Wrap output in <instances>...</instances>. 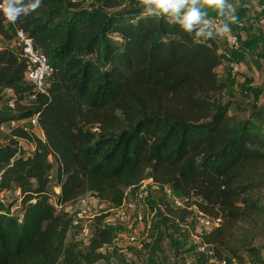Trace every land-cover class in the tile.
<instances>
[{"label": "trees", "instance_id": "obj_1", "mask_svg": "<svg viewBox=\"0 0 264 264\" xmlns=\"http://www.w3.org/2000/svg\"><path fill=\"white\" fill-rule=\"evenodd\" d=\"M143 11L138 6L111 14L41 0L35 11L21 15L16 25L53 66L47 93L38 92L29 104L22 103L34 93L25 62L14 49L0 48V103L7 88L17 98L15 110L0 108V127L39 113L44 133L18 125L0 145V191L21 190L19 198L0 203V264L96 262L106 258L100 248L114 243L116 234L103 226L104 216L96 218L84 253L68 242L72 218L51 203V154L60 202L94 191L119 205L127 187L152 176L185 198L187 207L167 206L176 229L188 223V207L221 214V226L204 232L202 240L219 258L225 251L239 264H264V240L255 245L257 232L245 233L264 218V136L242 122L241 115L252 111L245 102L227 101L219 108L214 102L227 88L216 70L224 63L222 36L204 17L190 35ZM201 27L205 34L197 37ZM0 34L13 39L1 15ZM22 140L35 145L32 152ZM163 233L159 230L148 252L149 264H159ZM198 264H208L204 254Z\"/></svg>", "mask_w": 264, "mask_h": 264}, {"label": "rangeland", "instance_id": "obj_2", "mask_svg": "<svg viewBox=\"0 0 264 264\" xmlns=\"http://www.w3.org/2000/svg\"><path fill=\"white\" fill-rule=\"evenodd\" d=\"M67 1L79 4L87 9L97 7L111 14L139 6V0H119L120 5L114 7L105 6L103 0ZM263 5L264 0H225L224 6L219 11L214 6L209 7L207 5L202 6L200 10L207 14L204 18L209 20L216 28H223L221 30H225V26H227L230 32L231 30L237 31V29L238 33L240 32L238 35L240 36L239 46H232L229 43L228 35L222 37L221 52L224 54V63L216 70L219 73V78L226 82L227 88L223 92V99L214 98L216 106L219 108L227 101L245 102L252 111L241 115L242 122H251L252 128L264 136V116L258 117L254 115L255 112H264V27L260 25V19L264 16ZM233 15L236 16V22L231 23ZM218 18L221 20L220 23L217 22ZM112 36L119 41L121 40L116 35ZM13 45V40H7L0 34V47L12 48ZM234 62H240L241 64L237 72L233 70L232 64ZM17 125L25 126L28 130H32L37 135L44 137L40 128L32 127L26 120L17 122L15 125L10 122L0 129V145H3L11 138V131ZM21 145L28 153L32 152L35 146L25 141H21ZM48 160L54 166L51 172V176L54 179L51 190L56 195L57 190H55L54 186L58 185L55 179L57 162L52 156ZM176 196L183 200L185 199L177 192ZM14 197H16L15 192H4L2 194L0 191V199L4 198L6 200L5 205L12 202ZM258 199L261 203L263 202L262 194H260ZM16 205L19 206L20 203L17 202L15 203ZM167 206L172 207L169 198L165 195L156 194L149 198L146 206L148 210L147 219L141 225L115 221L107 206L105 210L101 211L100 214L90 221L89 224L92 228L91 235L94 233V227L97 223L96 218L104 216L102 219L103 226L112 228L116 236L120 237L123 241H126L131 231L140 233L145 238L146 249L142 252L131 250L129 253H123L118 247H115L112 250H108L106 254L104 253L106 258L96 262H86L81 259L80 264H149L148 252L159 230L164 231L161 244L162 251L158 253L157 257L159 264H195L199 258L197 251L198 241L207 229L196 223L192 216L188 219L187 224L180 225V229H176L173 226V219H169ZM172 208H179V206ZM252 229H254L253 232H257V236L254 237L255 239L253 238V242L255 245H261L264 240V218L258 221L256 227L251 228L248 226L245 233L250 232ZM89 241L90 239L87 242L78 239L77 231L74 230L68 235V242H75L78 250L82 253L87 250ZM224 254L229 259V264H239L238 260L229 258V255L225 251Z\"/></svg>", "mask_w": 264, "mask_h": 264}, {"label": "built area", "instance_id": "obj_3", "mask_svg": "<svg viewBox=\"0 0 264 264\" xmlns=\"http://www.w3.org/2000/svg\"><path fill=\"white\" fill-rule=\"evenodd\" d=\"M1 3H3V0ZM262 10L264 12V5L262 6ZM0 15L2 24L13 35L12 40L14 42V45L11 49H14L17 55L25 62L26 80L34 87V93L31 95H27L22 100L23 104H29L32 100H35L37 98L38 92L47 93L50 86V77L53 74V66L51 65L47 55L40 48L35 46L33 38L25 30L19 28L15 22L13 23L6 20L3 16L2 11H0ZM217 22L220 23L221 20L218 18ZM260 25L264 27V16H262L260 19ZM216 29H218L222 37L228 35L229 43L232 46H239L240 36L230 32V30H221L223 28ZM232 65L234 72H237L241 66L240 62H234ZM16 99V95L12 89H5L4 99L0 103V108L6 106L11 110H15ZM24 120L32 125V127L41 129L39 122V113H36L35 115ZM12 123L15 125L17 122L12 121ZM4 126L5 124L2 125L0 129L4 128ZM22 127L28 130L27 127ZM50 156L54 157L52 154ZM52 177L53 176H51V178ZM2 178V168L0 167V181H2ZM54 188L55 190H57V194L53 197L51 203L58 211L66 212L72 218L68 235L72 232V230L77 231V238L86 242L89 239L91 241L93 236V233L91 235L92 228L89 224L90 221H92V219L95 218L96 215L100 214L101 211L105 210L107 206L108 211L111 212V215L113 216V219L115 221L138 225H141L146 221L148 214L146 206L148 200L156 194H162L168 197L170 200V205L172 207H187L185 204V199L183 200L182 198L177 197L176 191L170 184L157 182L152 176H147L146 178H144L138 186L127 187L125 189L123 201L119 205H113L106 200L100 199L97 193L94 191L87 192L74 201L62 203L58 200V195L61 193L60 185L54 186ZM4 192L11 191H1L2 194H4ZM13 192H15L16 197L19 198L21 196L20 189H17ZM0 203L5 204L6 200L4 198H1ZM188 208L191 210V216L194 218L196 223L206 228L207 231L221 226L223 222V216L221 214L218 216H210L196 205ZM146 245L147 244L145 242V238L142 237L140 233L131 231L128 234L126 241H123L120 237L116 236L113 245H104L100 248V251L102 253H106L108 250H112L113 248L118 247L119 250L123 253H129L131 250L142 252L145 251ZM197 251L206 256L208 264H229L228 258H219L215 247L209 243L204 242L202 238L198 241ZM195 264H198V260H196ZM246 264L254 263L247 262Z\"/></svg>", "mask_w": 264, "mask_h": 264}, {"label": "clouds", "instance_id": "obj_4", "mask_svg": "<svg viewBox=\"0 0 264 264\" xmlns=\"http://www.w3.org/2000/svg\"><path fill=\"white\" fill-rule=\"evenodd\" d=\"M40 4L41 0H29L27 4H24L23 0H3V3H0V11L3 12L6 20L14 23L21 15L26 16L35 11ZM197 4L214 6L219 11L224 6L225 0H139V7L144 10L146 16L163 17L167 23L178 24L180 29L190 35L193 28L201 24L202 17L207 15L201 12ZM234 22H236L235 15L231 17V23ZM204 23L207 24L206 21ZM225 30L229 31L227 26ZM204 34L205 28L203 27L196 32L197 37ZM207 35L210 37L212 33L209 31Z\"/></svg>", "mask_w": 264, "mask_h": 264}, {"label": "crops", "instance_id": "obj_5", "mask_svg": "<svg viewBox=\"0 0 264 264\" xmlns=\"http://www.w3.org/2000/svg\"><path fill=\"white\" fill-rule=\"evenodd\" d=\"M231 32H234L233 30H231ZM236 32H238V29H237V31ZM239 34H240V32H239ZM17 206V205H16ZM18 207V206H17Z\"/></svg>", "mask_w": 264, "mask_h": 264}]
</instances>
